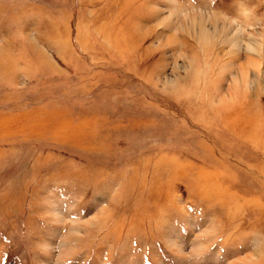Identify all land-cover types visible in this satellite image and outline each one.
<instances>
[{"label": "rangeland", "instance_id": "rangeland-1", "mask_svg": "<svg viewBox=\"0 0 264 264\" xmlns=\"http://www.w3.org/2000/svg\"><path fill=\"white\" fill-rule=\"evenodd\" d=\"M0 264H264V0H0Z\"/></svg>", "mask_w": 264, "mask_h": 264}, {"label": "bare ground", "instance_id": "bare-ground-1", "mask_svg": "<svg viewBox=\"0 0 264 264\" xmlns=\"http://www.w3.org/2000/svg\"><path fill=\"white\" fill-rule=\"evenodd\" d=\"M236 121H238V120H236ZM238 124H239V122H237ZM241 124H242V122H241ZM233 126V125H232ZM249 129V128H248ZM164 171V170H163ZM178 171V170H177ZM170 174V173H169ZM177 176H178V174H177ZM202 177V176H201ZM156 185H154V187H155Z\"/></svg>", "mask_w": 264, "mask_h": 264}]
</instances>
